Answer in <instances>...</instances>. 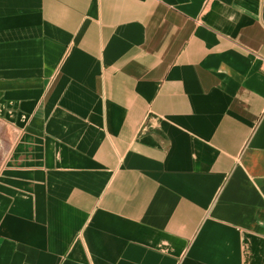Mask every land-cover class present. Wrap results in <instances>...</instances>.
Instances as JSON below:
<instances>
[{"label":"crops","instance_id":"1","mask_svg":"<svg viewBox=\"0 0 264 264\" xmlns=\"http://www.w3.org/2000/svg\"><path fill=\"white\" fill-rule=\"evenodd\" d=\"M0 264H264V0H0Z\"/></svg>","mask_w":264,"mask_h":264}]
</instances>
